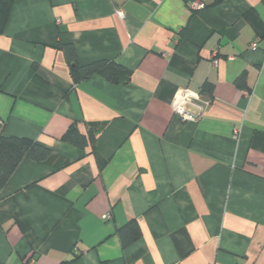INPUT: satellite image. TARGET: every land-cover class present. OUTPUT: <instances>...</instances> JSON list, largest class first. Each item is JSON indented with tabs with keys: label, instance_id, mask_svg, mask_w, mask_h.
Listing matches in <instances>:
<instances>
[{
	"label": "crops",
	"instance_id": "obj_1",
	"mask_svg": "<svg viewBox=\"0 0 264 264\" xmlns=\"http://www.w3.org/2000/svg\"><path fill=\"white\" fill-rule=\"evenodd\" d=\"M63 44L130 82L75 84ZM182 89L198 121L174 113ZM0 119L68 161L24 160L0 189V264H264V0H15ZM73 123L98 126L94 150L61 140Z\"/></svg>",
	"mask_w": 264,
	"mask_h": 264
},
{
	"label": "trees",
	"instance_id": "obj_2",
	"mask_svg": "<svg viewBox=\"0 0 264 264\" xmlns=\"http://www.w3.org/2000/svg\"><path fill=\"white\" fill-rule=\"evenodd\" d=\"M15 0H0V35L3 34ZM70 75L75 84L92 76H100L111 84H128L132 71L113 61L101 60L87 65H79L76 60L75 48L71 44H63ZM244 76L236 79V84L241 86ZM3 130V128H2ZM0 132V189L5 187L20 163L31 160L59 169L68 164V161L54 154V152L29 138L4 136ZM98 126H89L86 133H82L77 124L73 123L62 135L61 140L68 145L89 153L94 150ZM122 246L125 248L136 242L141 237V228L137 220H130L124 227L117 231Z\"/></svg>",
	"mask_w": 264,
	"mask_h": 264
},
{
	"label": "built area",
	"instance_id": "obj_3",
	"mask_svg": "<svg viewBox=\"0 0 264 264\" xmlns=\"http://www.w3.org/2000/svg\"><path fill=\"white\" fill-rule=\"evenodd\" d=\"M205 4L200 1H195L191 4L193 10H201L205 8ZM259 43V38L251 44L252 49H256ZM217 63H215L216 65ZM207 106V101L202 99L198 92L189 89L179 90L172 102L174 113L180 118L182 122H195L198 121ZM4 122L0 119V132L3 128ZM109 217V216H108ZM33 257L26 258L24 264H34Z\"/></svg>",
	"mask_w": 264,
	"mask_h": 264
}]
</instances>
